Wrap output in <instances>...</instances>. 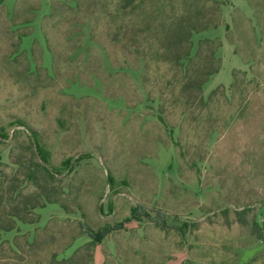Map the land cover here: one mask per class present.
<instances>
[{
  "label": "rangeland",
  "instance_id": "rangeland-1",
  "mask_svg": "<svg viewBox=\"0 0 264 264\" xmlns=\"http://www.w3.org/2000/svg\"><path fill=\"white\" fill-rule=\"evenodd\" d=\"M119 3H0V170L30 157L32 130L68 210L2 234L23 249L6 263L57 264L107 228L81 264H264V0ZM199 8L218 25L192 34L191 56L209 38L220 62L203 99L223 89L185 108L183 67L163 56Z\"/></svg>",
  "mask_w": 264,
  "mask_h": 264
},
{
  "label": "trees",
  "instance_id": "trees-1",
  "mask_svg": "<svg viewBox=\"0 0 264 264\" xmlns=\"http://www.w3.org/2000/svg\"><path fill=\"white\" fill-rule=\"evenodd\" d=\"M2 1L0 0V3ZM134 4L135 0H120L119 10L132 8ZM173 12L171 9L172 15ZM181 19L177 27L171 30L173 40L167 44L168 54L164 55L163 58L174 65L183 67L182 83L174 102H180L185 108L195 105L201 107L218 89H223L219 86L210 91L206 100L203 99L202 87L209 77L219 71L220 62L216 65L213 63L215 54L213 44L215 45V43L214 40L209 38L198 40L196 50L191 56V36L193 33L207 30L210 27L216 28L218 23H215L209 17L208 12L202 8L194 12V19L198 20L197 23L188 22L186 17L183 20ZM217 46H219V43H217ZM181 60H186V63L189 64L183 65ZM19 125L24 126V123H19ZM31 131L29 130L31 134L29 138L34 145V149L31 150L30 157L25 159L19 156L14 163L17 169L12 175L3 173L0 170V264H7L6 261L12 256L20 257V253L23 252L21 245L16 241L12 243L14 248L8 246L7 249H3V245L8 244V242L1 240L2 234L17 230L18 223H38L40 217L35 211L38 208H43L46 204H57L68 212L66 206L60 202V198L57 196L58 191H56L53 182L55 173L48 166L47 155L37 142L35 134ZM28 186H32L33 190L26 193L24 191ZM141 209L140 204H135L130 211L131 215L140 214ZM156 215L160 216V212L156 211ZM86 230L89 241L69 258L57 260V264H73L79 251L83 250L86 251L90 263L94 247L105 237L108 229L102 228L96 232ZM253 234L258 240L264 241V224L262 227H254ZM25 244L29 248L37 245L34 240L25 241ZM54 257L55 254L52 255V260H55ZM77 258L78 264L84 262L82 256H77Z\"/></svg>",
  "mask_w": 264,
  "mask_h": 264
}]
</instances>
